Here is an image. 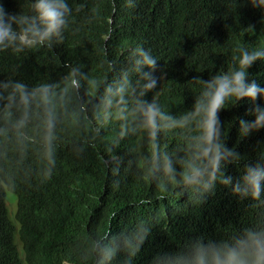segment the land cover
<instances>
[{
  "label": "trees",
  "instance_id": "1",
  "mask_svg": "<svg viewBox=\"0 0 264 264\" xmlns=\"http://www.w3.org/2000/svg\"><path fill=\"white\" fill-rule=\"evenodd\" d=\"M31 2L3 0L8 11L25 14ZM67 2L71 11L62 39L19 52L0 50V80L29 88L51 83L56 116L53 166L44 154L39 105L17 129L24 109L7 108L0 99V264H97L96 239L109 245V264H170L167 254L195 239L226 240L243 229L264 227V198L240 199L217 184L201 201L175 184L153 181L145 168L150 141L141 133L114 143L121 122L115 112L104 120L99 108L105 83L117 78L129 50L139 45L158 58L161 75L148 98L180 115L199 94L194 77L208 79L231 69L240 47L264 48V13L245 0ZM71 67H80L96 84L81 80L73 88ZM249 71L264 84V60ZM234 104L233 98L219 113L226 143L245 160L264 159V129L238 137L234 118L251 119L252 105ZM181 132L162 135L161 149L181 144ZM242 171V165L227 169L233 176ZM7 192L17 197L15 220Z\"/></svg>",
  "mask_w": 264,
  "mask_h": 264
},
{
  "label": "clouds",
  "instance_id": "2",
  "mask_svg": "<svg viewBox=\"0 0 264 264\" xmlns=\"http://www.w3.org/2000/svg\"><path fill=\"white\" fill-rule=\"evenodd\" d=\"M264 13V0H245ZM71 9L67 0H32L27 14L10 12L0 0V50L23 51L53 39H62ZM255 31L254 26L246 27ZM233 66L219 71L208 79L198 81L199 94L194 103L180 115L166 112L153 96L158 89L161 75H157L158 58L149 49L136 46L129 50L124 68L114 81L104 85L99 108L108 120L115 112L120 120V131L113 141L143 133L150 141V158L146 171L151 179L165 185L175 184L181 192H190L203 201L223 185L240 199L264 198V159L245 160L235 146L229 147L224 136V124L219 113L234 98L235 105L247 100L251 119L238 120V137L243 139L264 129V84L252 78L250 68L264 60V48H238ZM68 80L78 89L81 80L96 84V80L80 67H71ZM54 86L42 83L32 88L21 81L0 80V99H6L7 108L14 104L24 109L23 117L15 127L27 122L29 109L39 105L44 127V154L50 165L55 164L53 129L56 123L51 97ZM182 130L183 142L173 149H161L160 138L169 131ZM99 132V128L96 129ZM242 165L243 171L233 176L229 166ZM51 167L48 175L51 174ZM109 245L103 239L94 242L97 264H109ZM170 264H264V227L246 228L226 240L195 239L187 247L167 254Z\"/></svg>",
  "mask_w": 264,
  "mask_h": 264
},
{
  "label": "rangeland",
  "instance_id": "3",
  "mask_svg": "<svg viewBox=\"0 0 264 264\" xmlns=\"http://www.w3.org/2000/svg\"><path fill=\"white\" fill-rule=\"evenodd\" d=\"M6 203H7L10 218L15 220L14 218H15V213L17 210V197H16V195H14L11 192H7ZM15 225H16V228H18V225L17 224H15ZM17 243L21 248V243L19 241V237L17 238Z\"/></svg>",
  "mask_w": 264,
  "mask_h": 264
}]
</instances>
